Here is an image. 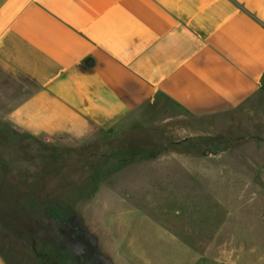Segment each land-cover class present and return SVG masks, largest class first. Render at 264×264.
<instances>
[{
    "label": "rangeland",
    "instance_id": "obj_1",
    "mask_svg": "<svg viewBox=\"0 0 264 264\" xmlns=\"http://www.w3.org/2000/svg\"><path fill=\"white\" fill-rule=\"evenodd\" d=\"M260 98L218 114L166 103L84 142L0 118L4 260L264 264V86Z\"/></svg>",
    "mask_w": 264,
    "mask_h": 264
},
{
    "label": "crops",
    "instance_id": "obj_2",
    "mask_svg": "<svg viewBox=\"0 0 264 264\" xmlns=\"http://www.w3.org/2000/svg\"><path fill=\"white\" fill-rule=\"evenodd\" d=\"M263 86L264 0H0V118L33 137L224 113Z\"/></svg>",
    "mask_w": 264,
    "mask_h": 264
}]
</instances>
